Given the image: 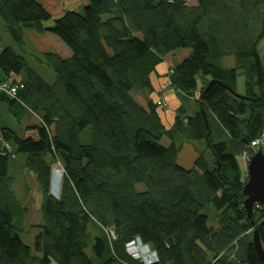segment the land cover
I'll return each mask as SVG.
<instances>
[{
    "label": "trees",
    "instance_id": "obj_1",
    "mask_svg": "<svg viewBox=\"0 0 264 264\" xmlns=\"http://www.w3.org/2000/svg\"><path fill=\"white\" fill-rule=\"evenodd\" d=\"M88 1L53 19L39 0H0L17 47L0 52V81L20 83L15 97L0 93V105L17 122L29 113L39 121L37 139L0 123V264H142L125 249L135 237L155 251L152 264H264L251 240L256 230L264 250V204L247 215L248 176L236 161L254 154L249 141L264 128V0ZM25 28L70 49L67 58L39 55L53 82L28 65ZM180 48L192 52L169 63L175 91L193 95L198 75L202 83L197 109L189 116L181 106L166 129L149 95L151 75ZM230 56L234 66L223 67ZM241 70L242 99L232 93ZM201 140L200 151L191 143ZM188 144L193 157L180 164ZM18 154L44 198L32 246L20 238L26 209L8 173ZM54 160L63 171L59 197L51 193Z\"/></svg>",
    "mask_w": 264,
    "mask_h": 264
},
{
    "label": "rangeland",
    "instance_id": "obj_2",
    "mask_svg": "<svg viewBox=\"0 0 264 264\" xmlns=\"http://www.w3.org/2000/svg\"><path fill=\"white\" fill-rule=\"evenodd\" d=\"M187 4L190 6H195L196 0H188ZM256 28V26H254ZM31 35H36L35 32L30 31ZM51 37H55L56 39L57 36L49 33ZM37 36V35H36ZM0 47L5 48V46L11 45L13 48L17 49L15 47V44L12 40V38L9 36L8 31L6 27L3 26L2 20L0 19ZM39 40L38 38H31L29 36L28 32L26 35H24V57L26 58V61L28 62V65L30 68H32L37 74H39L42 78H44L48 83L53 82L55 80L54 78V72L50 67H47L44 62L39 61V51L43 47L42 45L45 46L44 51L52 50V52H57L58 55H63L62 50L57 46V44L53 41L48 40L47 42L42 43L38 42L36 43L35 41ZM59 40V39H58ZM60 43L62 41H59ZM65 48L68 49L66 45L61 43ZM264 45V41L261 44L260 47ZM42 46V47H41ZM263 48V47H262ZM2 51V50H1ZM0 51V52H1ZM192 52L190 48L187 49H176L173 53L168 55L166 57L167 61L170 64H177V62H180L182 59L187 58V56ZM223 60L221 61V65L225 68H230L234 66L235 64V59H233L232 56L230 57H224L222 58ZM166 63L165 61H162L161 64L159 65H164ZM160 69H162V66H160ZM0 77L1 79L4 78V75L2 71L0 70ZM236 84H235V91L242 95L243 92H245V77L242 72H239L236 78ZM201 77L198 75L197 77V89L193 92V95H185L181 91H165L163 93L164 95L167 93L165 97V103L167 105L168 103V96L173 95L175 98L176 104L172 107L168 105L166 108L158 107L157 111L158 114L161 118L162 125L166 128L169 129L172 127V124L174 122L175 117L178 115L179 108L183 106L186 109V114L191 115V113L197 109V103H195V98L198 96V91L199 88L201 87ZM156 93V92H155ZM153 95L160 97V94H155ZM152 95V96H153ZM133 96L136 97V100L143 106H145V100L143 95L141 94H134ZM2 105H0V108ZM0 121L2 123L9 125L15 133L18 134L19 137H33L34 139L38 138V132H36V129L32 128V125L34 124L37 126L39 124L38 119L36 116L32 113L26 114L22 117V119L17 122L15 121V118L11 116L8 112L0 111ZM31 125V126H30ZM30 128H27L29 127ZM161 144L167 145L168 140L166 138H162L160 140ZM191 144H193L195 147L198 148V150L206 149L204 146V140L201 141H193ZM191 144H188V146H185L181 152L178 154V162L180 164H187L188 162L191 161L193 157V148ZM208 152V151H206ZM264 152V149H263ZM250 159V158H249ZM249 159H244L241 155L236 156V161L237 164L240 167V172L245 175H247V165L246 163L248 162ZM25 161V156L23 154H18L15 156L10 157L9 160V176L13 177V182H12V187L15 193V196L18 198L20 202V206L25 208L24 216H23V223H24V232L20 233V238L25 242L26 244H29L32 246L34 242V237L37 234V228L36 227H31L32 224L38 223L39 221H43V196L41 194V189L39 185H37L36 181V176L34 175L33 172H30L27 167L24 165ZM55 166H57L60 170H62V167L60 163H58L56 160L53 162ZM137 190L144 189L143 184H139L135 187ZM214 210L212 209L208 213V220H209V226L211 227H216L217 220L213 217ZM92 233L95 232V230L92 228L91 229Z\"/></svg>",
    "mask_w": 264,
    "mask_h": 264
},
{
    "label": "crops",
    "instance_id": "obj_3",
    "mask_svg": "<svg viewBox=\"0 0 264 264\" xmlns=\"http://www.w3.org/2000/svg\"><path fill=\"white\" fill-rule=\"evenodd\" d=\"M39 2L44 6V8L48 11V13L51 15V17L53 18V19H55V18H57L58 16H60L61 14H63V12L65 11V10H67V9H78V8H81V7H83V6H85V5H87L88 4V0H39ZM50 23V21L49 22H47L45 25H47V24H49ZM30 31H33V32H35V34L37 35H31V33H30ZM27 32H28V34H29V36H31V38L33 39V37L36 39V38H38L39 40H37V41H35L36 43H38V42H41V45H42V43H43V41L44 42H47L48 40H50V41H53V42H55L56 44H57V46L62 50V53L61 54H63V55H60V56H62V57H64V58H67V57H69V55H70V53H71V51H70V49L69 50H67V48H65L63 45H61V43L59 42L60 40H58V39H56L55 37H51V35H49V32H38V31H35V30H33V29H29V28H25V30L23 31V36L24 35H26L27 34ZM9 46H11V45H9ZM43 46V47H42ZM41 47V49H40V53H39V55L40 54H42V53H46V52H48V51H52V50H48V51H44L45 50V46L44 45H42ZM12 47V46H11ZM3 49V47H0V51ZM54 52V51H53ZM56 54H57V52H55ZM38 55V56H39ZM58 55V54H57ZM59 56V55H58ZM161 64V63H160ZM165 64V66L164 65H157L156 66V69H155V72H154V74H152L151 75V82H152V84L154 85V89H155V91L153 92V93H157L158 94V92H159V90H160V88H161V83L164 81L163 80V77L165 76V78H166V72H167V69H168V67H170V64H169V62H167L166 61V63H164ZM160 66H162V69H164V71H162L161 69H160ZM241 72H242V70H241ZM245 77V76H244ZM12 78L13 79H20V76L19 75H17V76H12ZM0 79H1V77H0ZM3 79V78H2ZM163 80V81H162ZM202 82V81H201ZM153 93H151V94H149L150 95V97L153 99V100H158V99H162L163 100V102L165 101V97H166V95H167V93L164 95L163 93H165V92H162L161 90H160V94H161V96L160 97H158V95L157 96H155V95H153ZM155 93V94H156ZM153 95V96H152ZM164 104L166 105V103L164 102ZM176 104V101H175V98L173 97V95H169L168 96V103H167V105H166V108L168 107V105H170V107H172V106H174ZM143 106V105H142ZM163 108H165V107H163ZM0 111H6V108H5V106H2L1 108H0ZM1 115V114H0ZM1 117V116H0ZM0 123H2V121H0ZM52 180V179H51ZM59 186H60V184L58 183V188H59ZM38 223H42L41 221H39ZM38 223H34V224H38ZM34 224H32V226L34 225Z\"/></svg>",
    "mask_w": 264,
    "mask_h": 264
},
{
    "label": "built area",
    "instance_id": "obj_4",
    "mask_svg": "<svg viewBox=\"0 0 264 264\" xmlns=\"http://www.w3.org/2000/svg\"><path fill=\"white\" fill-rule=\"evenodd\" d=\"M167 76L164 79V81L161 83L160 90L162 92H165L167 90L169 91H175V88L173 84L171 83V75L173 74L172 67H168L167 69ZM20 86V83H11L9 80L6 81H0V93H4L6 95H9L10 97H15L17 94V88ZM156 105L159 107H166L162 99H158L156 102ZM249 149L252 150V152H255L256 150H263L264 149V128L260 131V133L255 136V138L251 139L249 141ZM242 157L244 159H249L251 155L248 153V151H244L242 153ZM56 171L57 174H59V179L63 175V171L60 170L57 166H54L53 169ZM258 205V204H257ZM111 235L113 232L110 230ZM126 252L129 256L139 260L142 264H152L154 263L158 256L156 255L155 251L150 250L149 246L147 244H144L141 242L139 237H135L131 239V241L127 242L125 244Z\"/></svg>",
    "mask_w": 264,
    "mask_h": 264
},
{
    "label": "water",
    "instance_id": "obj_5",
    "mask_svg": "<svg viewBox=\"0 0 264 264\" xmlns=\"http://www.w3.org/2000/svg\"><path fill=\"white\" fill-rule=\"evenodd\" d=\"M214 81L209 80L206 90ZM232 93L238 98H246L243 94L240 95L236 91ZM202 111V109H200ZM204 118L206 115L202 111ZM247 165V180L243 185V195L245 200L243 207L245 208L247 215H250L253 211L255 204H264V153L261 150H257L246 163ZM252 244L259 258L264 260V250H262L261 239L256 230L252 233Z\"/></svg>",
    "mask_w": 264,
    "mask_h": 264
},
{
    "label": "bare ground",
    "instance_id": "obj_6",
    "mask_svg": "<svg viewBox=\"0 0 264 264\" xmlns=\"http://www.w3.org/2000/svg\"><path fill=\"white\" fill-rule=\"evenodd\" d=\"M261 151L263 152V150H261ZM52 174L53 175H52V180H51V193H52V195H55L56 197H59V188L57 187L58 186V183H59V174H57L56 171H54V170L52 171ZM144 244H146V243H144ZM149 248H150V246H149ZM150 250H152V249L150 248Z\"/></svg>",
    "mask_w": 264,
    "mask_h": 264
}]
</instances>
